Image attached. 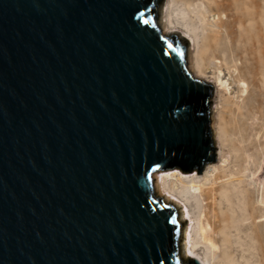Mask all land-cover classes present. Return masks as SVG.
I'll return each mask as SVG.
<instances>
[{"label":"water","instance_id":"1","mask_svg":"<svg viewBox=\"0 0 264 264\" xmlns=\"http://www.w3.org/2000/svg\"><path fill=\"white\" fill-rule=\"evenodd\" d=\"M159 0H0V264H201L153 172L219 157L214 85Z\"/></svg>","mask_w":264,"mask_h":264},{"label":"rangeland","instance_id":"2","mask_svg":"<svg viewBox=\"0 0 264 264\" xmlns=\"http://www.w3.org/2000/svg\"><path fill=\"white\" fill-rule=\"evenodd\" d=\"M201 1L195 0L194 3ZM165 2L166 0H159L157 3V20L160 18L159 8L165 5ZM236 5L244 15L241 22H238L235 16H229L235 12L234 9H226L219 13L220 17L228 19L231 35H227L224 27L214 28L220 31L215 37L218 46L216 56L225 64L216 60L210 62L209 56H206L205 64L208 74L219 69L226 78L229 77L228 72L232 74L229 77L232 82L228 86V91L225 93L215 89L212 91L210 120L219 150L222 149L227 153L225 170L220 174H224L225 177L220 180H230L235 186L234 189H231V185L226 189L229 198L226 203L229 207L224 203V199L222 202L223 216L229 217L226 222L228 241L224 247H221V241L216 242L217 247L210 252L213 253L210 262L211 264H264V0H254L253 3L250 0H240ZM184 10V4L179 0L175 1L172 4V17L187 25H195L196 32L201 36L198 48L189 45L187 64L189 59L194 63L198 55H208L205 42L209 40L206 38L209 29L208 26L201 25L196 17L191 16V20L188 17L183 18L181 12ZM207 18L212 24L218 21L213 20L209 14ZM164 19L166 20V16L162 17L163 21ZM201 29H205L204 32H201ZM184 42L187 43L186 40ZM237 89L238 92L228 93L229 90ZM220 128L225 139L224 147L221 146L218 137ZM212 162L221 163V160L217 157ZM173 169L180 170L186 177L197 172ZM162 171L164 170H160L159 174ZM217 194L219 197L218 191ZM218 208V205L214 206L215 212ZM199 209L192 199L181 201V208H177L179 215V210H184L186 216L185 220H179L181 230L178 248L182 258L184 228L187 234H195L194 217ZM205 212L212 220L211 209L205 208ZM222 249H225V254H222ZM204 250L206 248L202 245L199 251Z\"/></svg>","mask_w":264,"mask_h":264},{"label":"bare ground","instance_id":"3","mask_svg":"<svg viewBox=\"0 0 264 264\" xmlns=\"http://www.w3.org/2000/svg\"><path fill=\"white\" fill-rule=\"evenodd\" d=\"M175 1L177 0H166L165 5L160 6V18L157 21L160 24L163 33H176L177 38L180 39V41L184 42V40H186L188 50L190 48L189 45H195L198 48L200 45L199 38H201V36L196 32L197 27L192 24L187 25L186 23H182L178 19L174 20L172 17V4H174ZM179 1L185 6L184 12H181L183 18L188 17V19L191 20L192 17H196L201 25L208 26L209 29L206 34V38L209 40H206L205 42L208 55L196 56L194 63L189 59L187 66L195 77L209 81L214 85L216 91L225 93L228 91V86L232 82L229 80V77H231L232 74L228 72L229 77L226 78L224 74L222 75L221 69L217 72H209L208 74V70L205 68L206 56H209L210 62L216 60V62L225 64V62L218 59L219 57L216 56L218 46L215 42V37L220 34V31L215 30L214 28L216 27L218 29L224 27L227 35H231L232 32L229 22L227 21L228 19L220 17L219 13L221 11L224 12L226 9H234L235 12L229 14V16H235V19L238 22H241L244 15L236 5L240 0H202L199 3H194L195 0ZM250 2L253 3L254 0H250ZM207 13L213 20L215 19L218 21L213 24L208 22ZM165 16L166 20L164 19L163 21L162 17ZM204 30L205 29H201V32H204ZM238 91V89L229 90L228 93L232 94ZM232 101L233 103L236 102L234 99ZM218 137L221 146L224 147L225 139H223L221 128L218 130ZM219 151L220 154L218 159L221 160V163L208 162L206 163L204 171L196 172L192 176L186 177V175L178 169L164 170L160 174L159 171L153 172L157 194L163 195L166 200L174 202L178 209L181 208V201H188L189 199L195 201L196 205L200 208L197 215L194 217L196 221V227L194 230L195 234H187L186 228H184L183 231L182 256L184 260L194 258L200 261L201 264H211L210 260L213 253L210 252L217 247L216 242L221 241V247H224L228 241L226 222L229 217L223 216L224 211L222 202L225 201L224 203L229 207V204L226 203V200L229 201V198L226 195V189L228 188L227 186L231 185V189H234L235 186L232 185V181L230 180H220L222 177H225L224 174H220L225 170L227 153L222 149ZM215 205H218L219 207L217 212H215L214 209ZM205 208L211 209L213 213L212 220L207 217ZM179 213L180 215L177 211L178 220H185V211L179 210ZM202 245L205 246L206 250L200 252L199 250ZM222 254H225V249H222Z\"/></svg>","mask_w":264,"mask_h":264}]
</instances>
